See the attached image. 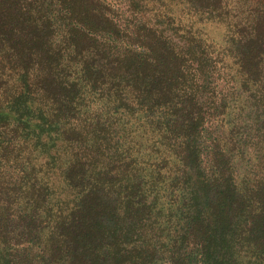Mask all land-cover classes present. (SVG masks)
<instances>
[{
	"label": "trees",
	"instance_id": "obj_1",
	"mask_svg": "<svg viewBox=\"0 0 264 264\" xmlns=\"http://www.w3.org/2000/svg\"><path fill=\"white\" fill-rule=\"evenodd\" d=\"M0 0V264H264V6Z\"/></svg>",
	"mask_w": 264,
	"mask_h": 264
},
{
	"label": "rangeland",
	"instance_id": "obj_2",
	"mask_svg": "<svg viewBox=\"0 0 264 264\" xmlns=\"http://www.w3.org/2000/svg\"><path fill=\"white\" fill-rule=\"evenodd\" d=\"M233 1V4L236 6L234 8V13L238 18L244 17L246 15H250L254 12V8L263 5L264 0H227Z\"/></svg>",
	"mask_w": 264,
	"mask_h": 264
}]
</instances>
